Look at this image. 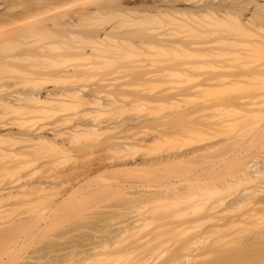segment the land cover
Segmentation results:
<instances>
[{"label":"bare ground","instance_id":"6f19581e","mask_svg":"<svg viewBox=\"0 0 264 264\" xmlns=\"http://www.w3.org/2000/svg\"><path fill=\"white\" fill-rule=\"evenodd\" d=\"M35 1L39 6L35 7V10L33 7V11H30L32 13L14 16L7 12L2 13L4 6L5 8L7 6L5 10L11 7L12 0H0V7L3 6L0 10V43L15 35L17 31L55 27L59 30L58 41L57 44L55 43V55L60 57L69 52L74 57L85 60V63L77 67L63 69L60 72L62 76L66 79L96 76L98 79L97 83H87L81 87L76 84H60L52 87L35 85L28 92L15 91L10 84L0 81V201L14 199L21 195H17V191L19 193V190L22 192L27 188L42 189L50 185L61 188L73 184L77 185L78 189H82L84 186L92 187L98 182L99 185L103 186L102 183H104L107 186L104 190L119 192L121 195L118 196L127 198L125 206L135 205L145 212L135 215V218L128 216L123 221L115 222L110 217L113 215L112 212L107 211L100 215L103 219L98 221L108 223L110 227L100 230L91 229V231L108 235L99 237L100 240L91 243L90 248L81 251L74 249L64 254H57L53 256L54 259L45 262L41 257H37L31 260L33 261L31 264H86L91 258L106 256L109 249L117 244L120 238L134 229L136 232L140 228V222L147 219L152 209L163 204L173 205L179 200L200 202L212 200L223 193L229 185L228 181L220 185L217 183L220 181L219 170L229 166L235 159L239 160L243 157L242 153L251 149L249 140L226 143V147L218 148H216L218 145L203 143L195 144V146L186 145L182 148L175 146L177 150L164 147L165 150L163 154L160 153L161 155L158 153L157 156H151L142 152L138 155L139 151H147L151 143L149 144L150 141L146 139L149 137L147 133L145 137L135 139V129L150 126L149 118L132 121L118 119L114 122H106L102 119L88 120L80 115L82 112L77 107L69 106L75 104L77 99L87 98V95H96L102 100L101 97L107 90L109 92V90L132 86V79L137 80L135 87H154L155 90L141 92V95L147 98L148 94L149 99L152 97L151 101L154 99V102L159 103L181 102L182 98L189 94L218 92L236 87L238 84L234 82V79L239 76L256 80L255 84H246L250 88L255 86L259 89L258 86L261 84L264 87V83L260 84L258 81L264 80V0ZM108 18L116 19L117 22L107 24L105 20ZM135 24H139L141 28L137 27L135 30ZM48 48V46L40 47L42 50ZM133 57L135 61L126 62ZM223 103V101L214 103L204 101L203 104L196 103L190 107L178 109L170 116L174 117L176 113L183 112L186 114V111L193 108L195 110L200 108L199 111L203 112L209 109L208 105L219 106ZM33 108H37L35 112L39 111L38 109L46 112L44 117L47 113L48 115L42 119L43 115L40 114L39 121L34 123L35 121L31 120L29 123L32 117L27 116L32 113ZM165 115L164 118L167 119L163 120L166 122L156 127L160 129L168 126L176 127L180 125L177 123L184 118L183 115L176 114L173 120ZM179 116H181L180 119H178ZM188 116L192 117L193 114H186V117ZM26 117L29 118L28 123L21 122L24 118L26 120ZM168 118L170 121L173 120V123ZM169 122L171 124H168ZM197 122L194 125L193 122L192 125L190 123V128L194 126L196 129L192 133H199L198 130L204 132L207 127H218L225 123L222 120L210 124L202 120ZM182 124L185 126V122ZM156 127H154L155 130L152 128L154 133L148 132L152 134L151 138L156 134L158 138L168 129L171 131V128L167 130L165 128V131L161 132ZM176 129L172 132L183 130L181 127ZM112 131H115L117 135L106 138L105 136ZM261 131L264 135V130ZM188 132L191 131L188 130ZM164 135L166 136L167 133L161 136L165 137ZM176 135L175 132L172 136ZM161 139L159 138L160 141ZM174 140L178 141L175 138ZM83 151L89 153L81 156ZM38 152L49 154L44 156V153L41 156L42 153ZM222 152L227 154L217 156L214 162L208 161L207 158L210 155H218ZM109 153H114V156H110ZM33 154L37 156L35 159L32 158ZM198 158L205 160L204 165L208 162L207 166L203 167L204 170L196 171L200 172L199 175L192 172L193 170L190 171V175L194 174L193 178V175H189L190 177L178 179L177 171L183 170L185 166L190 168V162H195L193 160ZM77 159L79 161L81 159V163L77 162ZM70 161L75 162L72 164ZM262 162L261 165L247 163L240 168V171H237L238 180L254 181L264 178V157ZM182 163H189L190 166L186 164L184 166ZM199 163L203 166V162ZM32 164L38 166L41 172L39 170V172H33L36 166L33 167ZM178 164H181L183 168L177 170L181 167ZM164 166L173 169L169 170L170 168L167 167L169 168L167 170L165 167L164 169L169 171L165 174L162 169ZM150 167H154L152 171L156 170L154 174L150 173L151 176L156 174V178H159L157 176L165 174L168 181L164 182L165 177L160 176V178L164 177L163 182H160L162 179L159 178L157 182L153 181L156 184L147 183L146 185L145 182L144 184L122 183L119 185L120 182H114L111 185L112 178L109 175H119L121 172L124 173V170L126 173H131L134 172L133 169L136 172L141 169L144 173L142 170L150 169ZM156 168L162 169L160 170L162 172ZM147 169H145L147 172L151 171ZM187 169L184 170L187 171ZM186 171L183 173L188 174ZM156 172L160 174L157 175ZM144 174L143 178L149 175V173ZM155 176L152 177L153 180ZM101 188L98 187V191L103 192ZM66 205L63 204V208ZM221 205H224L225 212L236 208L249 209L244 212L241 220L245 217L246 220L248 219L247 222L254 219L264 224V182L249 193L238 195L233 199H221ZM2 208L3 206L0 205V216L5 214ZM51 215V213L46 215L43 213L44 218L38 215L40 217L33 218L34 220L20 219L17 222V230L31 227L28 224L39 225ZM56 219L57 225L64 227L67 220L62 219L60 223V218L59 222L58 217ZM96 220L92 222L95 223ZM70 222L69 225L67 223L64 228H60L61 231L70 233L81 230L80 226L75 224L76 221L71 225ZM239 225L242 226L239 227L233 242L236 246L239 245V248L219 254L220 258L213 260L212 264H252V258L264 259V226L250 229L246 221ZM14 231H16L15 228H10L7 222L2 221L0 245L6 242L9 232L11 234ZM205 238L206 236L199 235L190 244L189 249L176 251L163 263L153 262L152 264H191L195 258L202 257L201 252L206 245ZM0 261V264H7L2 258Z\"/></svg>","mask_w":264,"mask_h":264},{"label":"rangeland","instance_id":"374dc122","mask_svg":"<svg viewBox=\"0 0 264 264\" xmlns=\"http://www.w3.org/2000/svg\"><path fill=\"white\" fill-rule=\"evenodd\" d=\"M36 3L37 2L35 0H12V4L10 5L11 7H9V9L5 10L7 6L6 8L4 6L5 9L3 8L2 10L1 8L3 6H1L0 10H2V13L7 12L10 15L18 16L25 13H32L30 12L33 11L32 8L34 7L33 9L35 10V7L38 8L39 6ZM34 4L36 5L34 6ZM105 22L107 24H112L116 23L117 20L108 18L107 20H105ZM123 27L126 28L127 26ZM134 27L135 30L137 29V27L141 28L139 24H135ZM58 32L59 30L55 27H51L49 29L40 27L34 30H21L17 31L15 35L13 34L7 40L1 42V83L7 82L11 85L13 90L19 92H28L35 85L52 87L60 84H76L77 86L81 87L87 83H97L98 77L96 76L88 78L76 77L72 79H66L62 76L60 72L63 69H71L77 67L85 63V60L76 58L69 52L60 57H57L55 55V43L57 44L58 41ZM42 46H48L49 48L42 50L40 49V47ZM132 61H135V57L129 58L126 62ZM234 80V82H236L238 86L230 89H225L218 92H201L196 94H189V96L187 95L183 97V101L181 102L177 101L159 103L157 101L154 102V99L152 100V102L150 100L152 97L149 99L148 94V99L145 97V95H141V92H151L153 89L155 90L154 87H135V82H137V80L135 81V79H132V86L126 87L124 89L121 88L112 91L109 90V92L108 90H105L106 93L104 92L103 96L101 97L102 100H100L96 95L90 96L83 93L84 95H87V98L77 99L75 104H71L69 106L70 108L77 107L82 112L80 115L88 120L102 119L106 122H114L118 119L132 121L139 118H149L148 120L150 122V126L141 129L139 128V130L135 129V139H140V137L143 138L145 137V133H147L150 138L146 134V137H148L146 139L150 141H148L149 144L151 143V146L149 145L147 151H139L138 155L144 153L151 156H157L158 153L163 154V151L166 148L168 149L171 147L172 149L176 148L177 150V147L182 148L186 147V145L190 146L191 144H193L191 146H195V144L198 145L200 143L207 145H218L216 147L218 148L221 146L226 147V143L228 144L238 140L240 142L244 140H249L251 142V149L248 151H244L242 153L243 157H241L239 160L235 159L232 163L229 164V166L221 169L222 171L219 170L220 181H217V183L220 185L223 183H227L228 181L229 185L223 193L216 196L212 200H206L202 202L197 200H179L173 205L163 204L155 209H152L151 212L148 213L147 219L140 222V228L136 232L134 229L130 233L120 238L119 241L117 240L118 243L109 249L106 256L91 258V260L86 264H152L153 262L163 263L168 259L169 256L173 255V253L175 254L176 251L179 252L185 248L189 249L190 244L195 241L197 239V236L199 235L206 236V245L201 252L203 253L202 257H200L199 259L195 258L194 262H192L191 264H212L213 260H218L220 258L219 254L223 252H232L239 248V245L236 246L233 243L235 236L237 237V233L239 232V227L242 226L239 225V223H245L246 221V224L248 223V228L250 229H254L256 226H264L262 222L254 221V219L247 222L248 219L246 220L244 217V219L242 218L243 220H241L244 212L248 211L249 209L236 208L232 209V211L229 210V212H225L223 211L224 205H221V199H233L238 195L240 196L242 194L249 193L264 182L263 177H261L260 179L257 178L258 180L254 181H241L238 180L239 174L237 175V171H240V168H243L247 163H251L252 165H261L263 163L264 135L261 134L263 133V131L261 130H264V87L261 83H264V80H258L261 84L260 86H258L259 89H256L255 86V89L246 86V84H255L256 80L246 79L241 76L236 77ZM204 101H209L211 103L223 101L224 103L223 105L219 106L217 104L208 105L209 109L203 112L199 111L200 108H197L196 110L193 108L190 111H186V114L192 113L194 117H186V114H184V112L176 113L177 116L178 114H181V116L183 115L184 118L182 119V121H180L181 123L179 121V123L174 121V123L180 124L176 127H164V129L166 128L165 130H167V128H171V131H168V129V132H162V130L164 129L156 127L159 124L162 125V123L164 124L166 122L163 120L165 119V114L167 115L165 116L168 117L178 109L190 107L196 103L203 104ZM240 101L241 103L239 104ZM246 106L248 107L246 108ZM33 109H31L32 111L30 110L32 112V115L29 114L27 116L32 117L30 118V121L28 120L29 118L26 117V120L24 118V120L21 122L26 123L27 121H29L30 123L32 120L33 122L35 121L34 123H36L41 118L38 117L40 114L41 116L43 115L42 119H44L48 115L47 113V115L44 117L46 112H42L43 110L38 109V114L37 112H35L37 108ZM23 113L26 114L29 112ZM181 116H179L178 119H180ZM174 117L170 116L169 118H173L174 120ZM173 120L169 121L173 123ZM197 120H202L207 124L221 120L225 123L224 125L218 127H207V129L205 128L204 132L198 130L197 132L199 133H192L193 130L196 131V129H194V126L193 128L191 127V129L190 123L192 125L193 122L194 125V123H198ZM170 122L168 124H171ZM184 122L185 126L182 124ZM154 127L161 130L162 132H160L161 134L159 135L160 137L158 136V138L156 137L157 134L154 135L155 137L153 136V138H151V133H154L155 130ZM178 127L183 128V130L179 129L181 132L173 131V133L172 130ZM186 129L191 132L189 133L188 130L185 132ZM148 132L151 133L149 134ZM175 132L177 133V135L179 133V137H177V135L174 137L172 136L175 135ZM165 133H167L169 137L171 135L173 139L171 137L168 138L167 135H164L165 137H162L161 135ZM138 134H140L141 136ZM115 135H117V133H115V131H112V133H108L105 137H114ZM159 138H162L161 141L159 140ZM174 138L178 141L174 140ZM156 143H158V145ZM150 147L152 149H150ZM226 152L228 153V151ZM226 152H222V154L220 153L218 155H210L207 159L209 162H214L216 161L215 159L217 158V156L226 155ZM44 153H42L41 156H43V154L44 156L49 154L46 152ZM88 153V151H83L81 153V156L87 155ZM109 154H111L110 156H114V153ZM32 156L33 159L37 157H35L34 154ZM84 157L83 159H86ZM77 158L79 157L77 156ZM70 160L72 159L70 158ZM196 160H193L195 162H190L191 166L188 165L189 163H184L190 166V168L186 167L182 163V165L185 166L183 168V166L180 164L181 167H178L177 170L183 168V170L180 169L181 172L180 170L177 171L174 167V169L177 171L176 176L178 177V179L181 180L185 177H190L191 175H193V178L194 174L192 173L190 175V171L193 170L192 172H194L195 174L198 173L197 175H199L200 172L196 171H201L200 169L204 170V166H207L206 164H208V162L206 161L207 163L204 165V159L202 160L198 158ZM80 161L78 160L77 162ZM199 162H203V166H201L202 163ZM32 163L35 164V162ZM84 163L85 162H83V164ZM192 164L195 165V167ZM180 165L178 164V166ZM165 167L167 168L169 166H164L162 167V169H164ZM153 168L154 167L145 169L151 170ZM159 168L156 169L159 170ZM169 168H167V170ZM185 168H188L189 170L187 169L186 171L184 170ZM145 169L142 170L145 174L149 173V175L151 176V172H153L152 174L155 173V169L148 172ZM172 169L170 168L169 170ZM38 170L40 171L39 167L36 166V168H33L32 171L39 172ZM133 170L134 172L131 173H126V170H124L125 172H121L120 174L118 173L119 175H109V177L112 178L111 181L109 180L110 182H112L111 185L114 182H120L119 185L122 183H132V185L139 183L144 184L145 182L146 185L150 183L153 184L157 182V179H159L160 176L165 177V174L169 173V171H166V169L163 170V172L165 171L164 175L156 172L157 175L160 174L159 176H157L159 178H156L155 174V178L153 180L152 177L154 176L147 177L149 175L147 174L146 176L143 172H141V169L137 170V172L139 171L138 173L135 169ZM185 171L188 174L183 173ZM141 173L145 175V178H143V174ZM163 178H160L162 179V181L160 180V182H163ZM166 178L167 177H165L164 182L166 180L168 181V179ZM146 179L147 181H145ZM169 179H172V177H169ZM96 183L97 184H93L94 186L92 187L91 185H89L86 187L84 186V188L82 189H78L77 185L75 186L73 184L65 185L61 188H57L55 186L52 187L51 185L42 189H36L32 187V190L30 188H27L25 190L26 192L24 190H22V192L19 190L18 193L17 191V195L23 194L22 196L20 195L14 199H5L0 201V205L3 206L1 210L5 211V214L3 213L4 215L0 216V224L2 221H5L10 228L16 229V231L12 232L11 234L9 232V237H7L6 242L4 243L5 245H0V258L4 259L7 264H31L33 263V261L31 260L37 257H41L42 261L45 262L54 259L53 256L57 254H64L74 249L78 251L85 250L91 247V243L98 242L100 240L99 237L108 235L107 233H98L91 231V229L100 230L110 227L108 223L98 221L99 219H103L102 216L100 218L101 214L103 215V213L110 211L113 214L112 216H110L111 219L115 222H120L125 220L128 216H134L135 218V215L141 212H145V210L140 209V207H135V205L125 206L127 203V198L118 196L121 195V193H117L116 191L112 192L111 190L110 192L109 190H106L107 186L104 185V183H102L103 186L99 185L98 182ZM94 187L96 188L92 189ZM98 187L99 189L102 187L101 189H103V192H100L102 190L98 191ZM104 188H106V191L104 190ZM27 190H30V192H28ZM115 194L117 196H115ZM63 204H67L68 206L66 205V207L63 208ZM43 213L45 215L47 213H51L52 215L47 220L40 222L39 225L34 223L35 221H33V225L28 224V226L31 227H28L24 230H17V222L20 219L32 220L33 218H39L40 216L41 218H44ZM62 214H64L65 216H62ZM58 215H61L62 218ZM55 217H58V222L60 218V223H62V219L68 221L64 223V227L67 225V223L69 225V221H71L70 225L74 224L76 221L75 224L79 225L81 230L77 232L65 233L61 231V229L64 227H61L60 224L57 225V219ZM68 217L71 219L69 220ZM72 219L75 220L74 223H72ZM95 220L96 222L93 223L92 221ZM234 223H237V225H235ZM216 227H220V229H216ZM211 230L213 231L210 232ZM4 250L6 251L2 253ZM255 258H252V264H264V259L258 260Z\"/></svg>","mask_w":264,"mask_h":264}]
</instances>
